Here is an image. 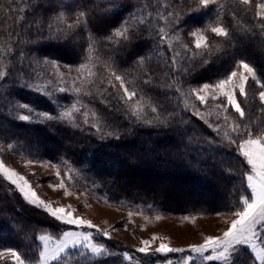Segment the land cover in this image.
Returning <instances> with one entry per match:
<instances>
[{"label": "trees", "instance_id": "1", "mask_svg": "<svg viewBox=\"0 0 264 264\" xmlns=\"http://www.w3.org/2000/svg\"><path fill=\"white\" fill-rule=\"evenodd\" d=\"M172 4L175 7L160 11V3L156 6L153 0H0V72L5 73L0 78V147L6 161L17 164L21 157H44L66 162L95 193L130 207L174 213L239 211L240 196L248 190L244 175L247 168L237 152V143L246 135L233 131L230 139L234 144L221 141L190 103L182 101V95L199 83L226 75L241 60L249 62L264 83V19L257 17L252 5L222 0L218 15L228 36L214 37L206 28L216 24L217 10L190 11L194 5ZM81 11L86 13V23L69 29ZM159 12H163L164 19L155 18ZM61 14L68 23L58 19ZM125 28L130 39L113 35L116 29ZM195 28L206 29L210 35L207 46L203 50L191 46L192 53L185 52L173 65L166 43L169 35L178 32L188 38V32ZM162 35L167 37L163 41ZM91 37L95 38V51L90 61L95 62L96 72L107 75L112 68L129 69L124 76L136 83L151 109L146 108V117L138 119L115 102L106 103L92 89L84 98L100 117L99 132L90 124L67 122L56 115L61 102L71 101L70 95L54 90L55 99L51 101L33 89L39 58L69 67L84 63ZM138 58H143L142 62ZM105 75L98 76L101 85ZM98 92L102 94V89ZM20 104L45 110L53 119L21 121L12 116ZM153 107L157 111L153 112ZM244 120L236 118L235 125ZM250 128L244 127L243 132ZM65 141L71 146L63 148ZM168 170L179 171L171 187L152 190L148 173L159 178V171ZM134 174L141 178L122 180L123 175ZM218 177L222 191L212 188ZM184 178L204 189L211 201L192 203ZM178 187L183 188L180 196L175 194ZM36 214L20 210L10 196L0 191V248L15 249L25 261L36 262L39 233L48 231L57 236L66 229L54 218ZM108 249L107 257L101 255L94 260L79 250L69 251L52 264H123L122 248L112 245ZM0 264L12 263L5 258ZM190 264L221 263L194 260ZM232 264L257 263L245 249L232 259Z\"/></svg>", "mask_w": 264, "mask_h": 264}, {"label": "rangeland", "instance_id": "2", "mask_svg": "<svg viewBox=\"0 0 264 264\" xmlns=\"http://www.w3.org/2000/svg\"><path fill=\"white\" fill-rule=\"evenodd\" d=\"M155 5L157 6L160 3V11H165L167 8L175 7L172 3H188V5H194L192 10L194 11L198 8H201L199 5V0H153ZM151 2V0H149ZM157 3V4H156ZM222 3V0H214V3L207 6V8H203L204 10H212L215 9L217 21L214 25H208L206 29L210 31L211 27L222 26L225 28L224 21L218 15L219 6ZM253 3V4H252ZM258 4H264V1L257 0L253 2V0H249V5H252L254 8V13L257 15L258 12L264 13V9H258ZM202 9V10H203ZM201 11V10H200ZM148 13V12H145ZM163 12H159L155 18L164 19ZM60 16V15H59ZM63 18L65 15H63ZM146 16H148L146 14ZM258 17V16H257ZM260 18V17H259ZM262 19V18H261ZM77 19H74L72 24L75 23ZM61 21L68 23L69 21L66 19H61ZM222 22L220 24H217ZM198 28L191 30L188 32V38H183L179 36L178 32L176 34L169 35L166 43L168 45V53L171 55L169 58L171 59V63L173 64V58L175 57V64H178L180 60V56L184 55L185 52L191 54V46H194V38L190 35L192 32L196 31ZM226 29V28H225ZM204 35L209 38V34L205 31ZM209 35V36H208ZM178 37V38H177ZM214 37H217L214 34ZM207 46V42H206ZM195 47V46H194ZM202 50L204 47L201 48ZM177 53L179 55H177ZM186 55V54H185ZM45 61H49L46 59H41L37 61L38 65V78L32 85L33 89L40 94H44L51 101L53 100L52 92L62 93L60 91L61 88L64 89L63 93L70 95L71 101L61 102L57 107V113L61 119L65 121H78L79 124L87 123L93 126L94 129H100L99 119L100 117L91 110V107L88 106L85 100V96L90 93L93 89L94 92L98 94L106 103H110L112 101V105L115 102L119 107H121L122 111L132 112L134 107H139L142 110L140 111V117H146V108L148 106V102H146L145 97L136 89V83L133 80L128 79L124 75L128 72L129 69L117 70L112 68L111 71L107 72V75L102 73H97L96 64L94 61L86 60L84 63L77 64L76 66L69 67L67 65H60L57 62L55 64L49 61L46 63ZM170 61V60H169ZM170 63V64H171ZM85 64L86 67L82 69L80 72H77L76 69L81 65ZM238 61L233 64V68L226 75L221 76L220 78L226 77L232 71H237V76L233 77V83H239V72L240 69L237 68ZM115 73L116 75H120L123 77L124 85L130 92H135L136 95L129 100L124 95V89L120 87V81L115 80V77L112 75ZM104 82L101 85L99 82L98 76H104ZM219 78V79H220ZM218 79L213 82H202L199 83L182 95V101L186 103H190L194 113H199L198 117L201 118L202 122L205 125H208V128L216 133L221 141L225 143L234 144L231 141L230 135L233 133V126L235 125L236 118L245 119V122H242L239 126V130L252 127L249 130L254 134L264 133V105H262L259 101V92L264 91L262 87L257 86L255 81L251 78L246 84V96L239 95V89H236L237 100L240 103V107L244 111V117H241L239 113L235 112L230 106L225 109L224 107H217V105H221L226 103L223 99L220 100H212L208 99L207 103L201 104L199 100L196 99L194 94H191L190 90L192 88H197L198 86H202L204 83H215ZM101 85V86H100ZM100 86V87H99ZM102 89V94H100L99 88ZM54 88V89H52ZM98 88V89H97ZM49 89V90H48ZM90 90V91H89ZM106 91V92H103ZM186 93V94H185ZM141 94V95H140ZM201 95H217L218 93L213 92L211 89L208 90V93H200ZM76 96V97H75ZM55 99V98H54ZM84 102H83V101ZM83 102V103H82ZM110 103V104H111ZM21 105V104H20ZM26 105V104H25ZM150 106V105H149ZM34 109L33 112L29 113L27 109L17 108L15 113H12L13 117H18L20 115H30L31 119L29 121H35L36 119L44 118L39 115L40 112H45V110H41L36 107L30 106ZM73 108L76 110L73 111ZM148 109V108H147ZM150 109V108H149ZM148 109V110H149ZM151 110V109H150ZM149 110V111H150ZM71 112L70 116H64L65 112ZM49 115V113H47ZM227 117V119H225ZM249 124V126H248ZM211 125V127H210ZM99 132H102L99 131ZM218 132V133H217ZM245 136L241 139H247ZM240 142V141H239ZM237 143V145L239 144ZM53 144H48L49 148H52ZM63 148H68L71 146L69 142H64L61 145ZM3 147H0V162H3L4 166L10 169H13L19 175L24 176L27 179L32 187V189L39 195V197L46 201L50 202L57 207H69L70 210L74 211L76 216L83 217L85 220L90 221L94 228H77L72 225L65 224L61 221L56 220V222L60 225H65V231H78L91 233L92 242L98 245H103L107 252L110 249L108 247L112 245H119L122 250L120 254L123 255L127 253L131 258L123 260V264H144L150 261L154 262V264H183L182 257H186L188 255H192L188 249L190 245H199L204 242L205 237L207 236H221L222 233L227 229L228 225L231 223L235 216L234 212H212L209 214L205 213H174L171 211H154L148 210L146 208L140 209L135 207H130L128 205H122L120 203H114L112 201H108L102 195L95 193L93 189L88 186L83 177L76 171V169L70 167L68 163L63 161H52L48 158L44 157H21L14 163H9L6 161L4 157V151H2ZM238 152V147H237ZM239 154V153H238ZM242 157V156H241ZM243 158V157H242ZM127 162L131 161L126 158ZM244 160V158H243ZM108 162V161H107ZM112 162V161H109ZM114 163V158H113ZM112 163V164H113ZM140 163V162H139ZM56 165L57 167H54ZM141 167H144L142 163H140ZM246 168L248 169V165L245 163ZM190 167V166H189ZM57 172L60 173V176H57ZM160 172V177L156 178V176L148 175L146 178H149L152 185H154L152 190H160L161 187L164 189H168L171 187V183H173L179 171H163ZM143 175H146L143 173ZM142 175V176H143ZM141 178V175H123L122 180H133L138 181ZM61 179L65 182V189H61L58 187ZM189 179L183 180L184 187L190 190L192 203L195 201L197 205H201V202H206L208 204L211 201L209 194L204 192V189H200L199 186H194ZM220 177L215 180L212 188L213 190H221L219 185ZM0 187L2 188L0 191L6 193L11 199L14 201L16 206L21 210H28L32 213L36 212V215L51 217L46 211L42 208H38L35 205L29 204L23 197V195L19 192L18 189L14 185H12L7 179L4 178L3 173L0 172ZM246 182V179H245ZM199 185L201 182H198ZM50 185H57V187L53 188ZM198 187V188H197ZM182 187H178L175 194L176 196H180L182 191ZM217 189V190H216ZM65 190L68 192V195H65ZM95 190V189H94ZM103 194V193H100ZM209 198V199H208ZM204 202V203H205ZM206 206V205H205ZM204 206V207H205ZM200 207V206H199ZM38 210H37V209ZM239 210H242L239 209ZM132 215H129V213ZM159 217V219H157ZM53 218V217H51ZM62 232V233H63ZM104 232H107L108 235L105 236ZM257 237L255 239V243L258 248H264V227L261 225H257L256 227ZM62 233L59 235H53L48 231H44L39 233L38 237L41 235L50 236L51 240L49 242V247H54L55 244L61 239ZM156 236L159 239L153 241L152 237ZM37 237L38 243L40 244V251L44 250V243L40 241ZM141 241H149L150 247L148 249V254L140 253L136 251L138 248L142 247ZM119 243V244H118ZM160 243H164L171 248H181L185 249L184 252H172V253H156L155 249L159 247ZM6 249V248H4ZM126 249V250H124ZM248 250L257 264H264V261H260L256 259L255 253L247 246H239L237 252L233 253V258L239 254L243 250ZM3 250V248H0ZM79 250L81 252L87 253L91 260L93 257H98L93 255L88 250L83 247L80 248H71L66 249L64 253L61 254L60 258L66 255L69 251ZM117 253V252H116ZM115 253V255H116ZM211 254L210 252H206L205 255ZM110 255V259H112V251ZM5 258H8L9 261L13 264V258L8 256L5 253ZM4 258V259H5ZM57 259V260H59ZM57 260H50L48 264H52ZM194 260H203L200 256H196ZM192 260V261H194ZM3 261L0 260V263ZM159 261V262H158ZM189 261V264L192 262ZM92 262V261H91ZM222 264V262L218 261ZM31 264H39V256L36 262H32Z\"/></svg>", "mask_w": 264, "mask_h": 264}, {"label": "snow or ice", "instance_id": "3", "mask_svg": "<svg viewBox=\"0 0 264 264\" xmlns=\"http://www.w3.org/2000/svg\"><path fill=\"white\" fill-rule=\"evenodd\" d=\"M214 3V0H199V5L201 8H198L197 11L207 8L208 5ZM240 3L243 5L249 4V0H240ZM258 9H264V4H258ZM169 15H173L169 13ZM257 16L264 19V13L258 12ZM58 19H63L62 14L58 16ZM86 23V13L81 11L77 13V20L74 24H69V29H74L80 27L82 24ZM264 27V25H261ZM163 32V29L160 30ZM206 29L198 28L196 31L192 32L190 35L194 38V46L196 49H201L206 46L207 37L204 35ZM210 31L218 37L228 36L227 30L222 26L211 27ZM115 36H119L125 40L130 39L128 35V29L123 30L116 29L113 33ZM161 40L166 39V36H161ZM178 38V37H177ZM95 38L91 37L89 40L87 59H91L93 52L95 51ZM177 55H179L177 53ZM143 58H138V62H142ZM48 63L49 61H45ZM175 57L173 58V64H175ZM51 63L55 64L54 61ZM207 63V61L205 62ZM86 67L85 64H81L76 71L80 72ZM237 68L241 71L239 72V83H233V77L237 76V71H232L224 78L218 79L215 83H204L202 86L197 88H192L190 90L191 94L196 96V99L200 101L201 104L207 103L208 99L220 100L223 99L226 103L217 105V107H231L235 112L239 113L241 117H244L245 113L240 107V103L237 100L236 89H239L240 96H246V84L251 78L257 86L264 87V83L258 78L255 68L249 63L243 60L238 62ZM115 77V80L120 81V87L124 89V95L129 100H131L136 93L130 92L124 85L123 77L112 73ZM5 73L0 72V78L4 77ZM148 81H146L147 83ZM212 90L217 95H201L200 93H208V90ZM179 90V89H178ZM60 91H64L63 88ZM259 101L264 105V91L259 92ZM21 109H27L29 113L33 112L30 106L21 104ZM76 109L73 108V111ZM142 109L139 107H134L132 109L133 115L140 118V111ZM152 111L155 112L157 109L152 108ZM72 113L65 112L64 116H70ZM40 116L45 119H53L52 116L47 113L40 112ZM199 115V113H197ZM19 119L21 121H29L31 119L30 115H20ZM227 119V117H225ZM146 123H151V121H146ZM211 127V125H210ZM98 131L100 129H97ZM233 130L238 132V135H246L247 139H241L238 147V153L244 158V163L248 165V169L245 171L246 179V188L247 193L240 196V204L242 210L235 211L233 215L235 219L231 221L227 229L222 233L221 236H207L204 239V242L199 245H190L188 251L192 255L182 257L183 264H189V261L195 259L198 255L205 261H220L222 264H232L233 253L237 252L239 246L249 247L256 256L257 260L264 261V248H258L255 243L257 237L256 227L261 225L264 227V133L254 135L250 130H245L243 133L239 132V126L234 125ZM107 135H112V133H107ZM235 143L234 140L230 141ZM11 147V146H9ZM54 167H57L54 165ZM0 172L3 173L5 179H7L12 185L19 190L23 195L24 199L31 205H35L38 208H42L46 211L51 217L55 218L58 221H61L65 224L75 226L77 228L87 227L89 229L94 228L90 221L85 220L83 217L76 216L73 210H70L69 207H57L50 202L42 200L39 195L32 189L29 181L25 179L24 176L19 175L13 169L7 168L4 166L3 162H0ZM57 176H60V173L57 172ZM50 187H57V185H50ZM58 187L65 189V182L61 179ZM65 195H68V192L65 190ZM129 215H132L130 212ZM159 219V217H157ZM104 235L107 236L108 233L104 232ZM40 241L44 243V250L39 253V264H48L50 260H57L60 258L61 254L66 251L69 247L71 248H80L83 247L88 250L90 253L96 256H101L106 254V249L103 245H98L92 242L91 233L78 232V231H65L62 233L61 239L55 244L54 247H49V242L51 240L50 236L41 235L38 237ZM159 239L156 236L152 237V240L155 241ZM142 247L138 248L136 251L140 253L148 254V249L150 247L149 241H141ZM185 249L181 248H171L164 243H160L159 247L155 249L156 253H172V252H184ZM206 252L211 254L205 255ZM5 253L13 258V264H31L30 261H25L22 258L21 254L12 248H6L0 250V260L5 258ZM125 259H130L131 257L125 253Z\"/></svg>", "mask_w": 264, "mask_h": 264}]
</instances>
